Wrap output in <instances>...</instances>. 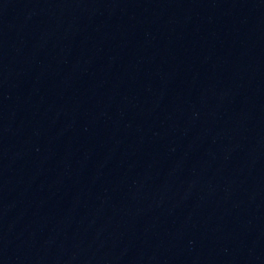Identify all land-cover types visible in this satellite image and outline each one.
<instances>
[{
  "label": "water",
  "instance_id": "1",
  "mask_svg": "<svg viewBox=\"0 0 264 264\" xmlns=\"http://www.w3.org/2000/svg\"><path fill=\"white\" fill-rule=\"evenodd\" d=\"M0 264H264V0H0Z\"/></svg>",
  "mask_w": 264,
  "mask_h": 264
}]
</instances>
